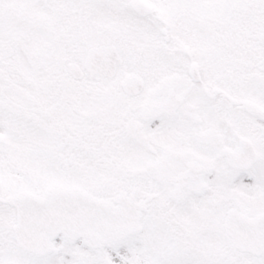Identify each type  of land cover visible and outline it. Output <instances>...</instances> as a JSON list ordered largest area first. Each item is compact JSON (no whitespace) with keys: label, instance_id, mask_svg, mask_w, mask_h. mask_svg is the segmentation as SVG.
Listing matches in <instances>:
<instances>
[{"label":"snow or ice","instance_id":"snow-or-ice-1","mask_svg":"<svg viewBox=\"0 0 264 264\" xmlns=\"http://www.w3.org/2000/svg\"><path fill=\"white\" fill-rule=\"evenodd\" d=\"M0 264H264V0H0Z\"/></svg>","mask_w":264,"mask_h":264}]
</instances>
